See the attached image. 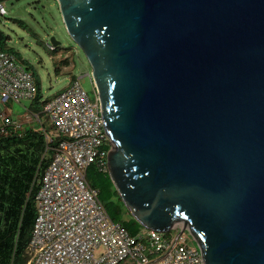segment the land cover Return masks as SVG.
Returning a JSON list of instances; mask_svg holds the SVG:
<instances>
[{
  "label": "water",
  "instance_id": "1",
  "mask_svg": "<svg viewBox=\"0 0 264 264\" xmlns=\"http://www.w3.org/2000/svg\"><path fill=\"white\" fill-rule=\"evenodd\" d=\"M55 2L132 218L181 224L204 264H264V0Z\"/></svg>",
  "mask_w": 264,
  "mask_h": 264
},
{
  "label": "built area",
  "instance_id": "2",
  "mask_svg": "<svg viewBox=\"0 0 264 264\" xmlns=\"http://www.w3.org/2000/svg\"><path fill=\"white\" fill-rule=\"evenodd\" d=\"M48 48L56 51V45ZM38 93L19 55L0 48V140L23 138L26 129L37 132L33 126L39 122L49 153L33 181L35 217L26 264H204L198 248L182 238L181 224L166 233L142 228L130 234L108 216L86 176L89 166L108 173L111 140L97 98L91 100L78 80L49 99H37ZM14 105H20V117H11Z\"/></svg>",
  "mask_w": 264,
  "mask_h": 264
},
{
  "label": "rangeland",
  "instance_id": "3",
  "mask_svg": "<svg viewBox=\"0 0 264 264\" xmlns=\"http://www.w3.org/2000/svg\"><path fill=\"white\" fill-rule=\"evenodd\" d=\"M3 7L5 14H0V33L5 37L4 47L18 53L22 62L33 72L41 99L54 97L73 81L78 80L88 97L95 101L97 95L90 77V66L82 51L68 37L55 0H5ZM51 37L59 42L56 51H50L48 48ZM21 104L28 107L29 101H23ZM12 107L14 110L21 109L20 105ZM11 117L13 118L14 114ZM42 122L45 124V117H42ZM33 129L41 133L42 127L37 122ZM21 155L28 158L37 156L42 163L49 157V153H45V147L38 151L30 146L25 138L21 143L9 145L0 141V156L4 157L6 162H9V157L18 158ZM92 168L94 169L93 166ZM101 203L111 209V215L118 216L121 225L123 221L132 218L116 197H108L103 193ZM115 204L119 205L118 214L115 213ZM172 232L177 234L180 228ZM182 238L189 246L196 247V242L187 230L182 232ZM30 256L26 246L19 264H26Z\"/></svg>",
  "mask_w": 264,
  "mask_h": 264
},
{
  "label": "trees",
  "instance_id": "4",
  "mask_svg": "<svg viewBox=\"0 0 264 264\" xmlns=\"http://www.w3.org/2000/svg\"><path fill=\"white\" fill-rule=\"evenodd\" d=\"M4 1L0 0V2ZM4 41L5 37L0 33V48L2 49H5ZM9 50L15 52L12 49ZM16 54L18 55V53ZM40 98L41 95L38 93L37 99ZM36 105L35 110H39V105L37 103ZM24 138L30 143V146L35 147L38 151L45 147L43 137L31 130H26L23 138L9 137L2 141L9 145L21 143ZM42 162L37 156L32 158H28L26 155H21L18 158L9 157V162L0 156V164H3L0 166V264H19L21 261L35 217L36 187L33 181L36 172L46 165V162ZM86 176L90 186L98 190L100 201L103 193H106L108 197H116L122 203L108 173L99 172L89 166ZM104 208L112 221H120L117 215L110 214L111 209L106 204H104ZM114 208L115 213L118 214L119 205L115 204ZM122 226L130 234H136L142 229V226L133 218L123 221Z\"/></svg>",
  "mask_w": 264,
  "mask_h": 264
},
{
  "label": "crops",
  "instance_id": "5",
  "mask_svg": "<svg viewBox=\"0 0 264 264\" xmlns=\"http://www.w3.org/2000/svg\"><path fill=\"white\" fill-rule=\"evenodd\" d=\"M10 110H11L12 114H14V116L20 117V115H21L20 109L14 110L13 107L11 106ZM26 130H28V129H26Z\"/></svg>",
  "mask_w": 264,
  "mask_h": 264
}]
</instances>
